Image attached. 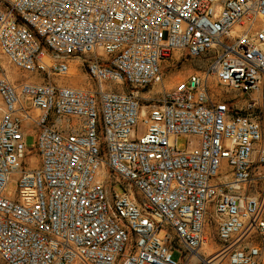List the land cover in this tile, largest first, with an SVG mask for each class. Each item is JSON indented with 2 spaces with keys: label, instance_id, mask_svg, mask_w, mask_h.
<instances>
[{
  "label": "built area",
  "instance_id": "obj_1",
  "mask_svg": "<svg viewBox=\"0 0 264 264\" xmlns=\"http://www.w3.org/2000/svg\"><path fill=\"white\" fill-rule=\"evenodd\" d=\"M0 59L3 264H264V0H0Z\"/></svg>",
  "mask_w": 264,
  "mask_h": 264
},
{
  "label": "rangeland",
  "instance_id": "obj_2",
  "mask_svg": "<svg viewBox=\"0 0 264 264\" xmlns=\"http://www.w3.org/2000/svg\"><path fill=\"white\" fill-rule=\"evenodd\" d=\"M171 62L169 61L168 63H163L162 68H163V73H164V78H165V85L167 87L171 86L173 83L183 80L189 73L190 70L192 68H195L198 66V64L196 62H191V61H187V62H180V63H175L173 64V66H170ZM0 69L1 71L5 72L9 78H18L19 76L17 75L16 71L11 68L5 61L4 59H0ZM71 80H74L76 82L77 85H82V86H86L88 84V81L85 77V75L83 73H81L78 78H72ZM125 90V89H124ZM217 90H220V88ZM222 91V90H220ZM224 94V92H221ZM226 95V93H225ZM29 136L26 138L25 144L27 149L29 150L30 154L36 153V137L34 135V131L30 130L28 131ZM176 147L179 151L184 150L187 147V139L185 137H179L176 141ZM33 163H36V159H32ZM15 184L11 183L9 184L8 188H7V196L11 197L14 194L15 191ZM114 191L116 193H122L123 192V188L119 185H117L114 188ZM166 235V231L161 229L158 234L157 237L160 240H163L164 237ZM209 240L211 241L212 238H209ZM173 258L174 260H176L177 262H181V255L178 252H174L173 253ZM0 264H3L0 261Z\"/></svg>",
  "mask_w": 264,
  "mask_h": 264
},
{
  "label": "bare ground",
  "instance_id": "obj_3",
  "mask_svg": "<svg viewBox=\"0 0 264 264\" xmlns=\"http://www.w3.org/2000/svg\"><path fill=\"white\" fill-rule=\"evenodd\" d=\"M203 252L206 253V254H209V252H210L209 246H207V247L203 250Z\"/></svg>",
  "mask_w": 264,
  "mask_h": 264
}]
</instances>
